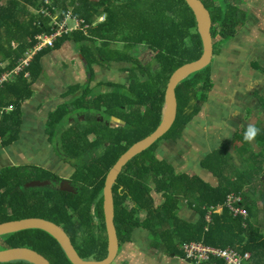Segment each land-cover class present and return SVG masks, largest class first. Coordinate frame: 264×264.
Instances as JSON below:
<instances>
[{"label": "trees", "instance_id": "1", "mask_svg": "<svg viewBox=\"0 0 264 264\" xmlns=\"http://www.w3.org/2000/svg\"><path fill=\"white\" fill-rule=\"evenodd\" d=\"M1 1L0 76L14 70L34 48L36 35L50 32V20L35 14L45 0ZM201 1L212 19V62L178 85V116L172 129L121 169L113 185L114 227L120 246L131 241L134 230L142 228L150 234L153 249L176 257L184 259V245L203 242L210 247L248 253L251 264H264L262 163L258 162L257 168L245 166L239 170L227 150H214L200 162L202 168L218 179V185L213 186L199 175L180 172L159 156L163 143L182 142L189 124L203 111L215 88L213 60L222 57L221 45L234 42L249 17L240 8L246 0ZM51 3L61 16L71 10L88 28L57 38L52 49L33 57L24 73L2 84L0 149L20 137L22 107L32 97V86L43 72L42 60L72 40L79 47L89 76L85 82L69 87L66 97L74 98L49 114L47 131L50 143L57 148L56 155L71 165L73 172L64 179L30 164L2 168L0 224L26 218L51 221L68 235L82 260L100 262L108 255L103 213L106 176L122 154L161 125L172 75L184 64L199 60L203 44L195 14L186 0H51ZM103 15L104 21L99 22ZM142 51L148 52L149 58H144ZM113 65L126 74L127 82L94 85L96 68L109 70ZM251 67L264 74V66L257 60L251 62ZM257 99L264 108V97L259 95ZM112 117L123 121V125H111ZM79 118L85 122L82 126L77 123ZM254 129L255 135L250 140L236 134V140L242 142L237 151L240 164L245 165L246 158L241 157H246L248 141L264 148V129ZM262 156L264 153L261 156L251 153L248 157L255 162ZM35 180L49 181V185L26 187ZM64 180L71 182L75 193L59 189ZM232 193L243 199L245 220L233 216L224 205ZM182 200L198 213L197 222L180 218ZM141 214H145L143 219ZM0 246L3 247L0 251L30 249L49 264H72L59 244L43 230L29 229L2 236Z\"/></svg>", "mask_w": 264, "mask_h": 264}, {"label": "crops", "instance_id": "2", "mask_svg": "<svg viewBox=\"0 0 264 264\" xmlns=\"http://www.w3.org/2000/svg\"><path fill=\"white\" fill-rule=\"evenodd\" d=\"M251 62L253 61L249 62V69L250 73H253L254 70L253 67H251ZM262 64L264 66V63ZM1 68H3V66ZM42 70L43 72L41 76L36 82H34L32 86V97L26 100L22 107L23 122L19 139L8 147L0 149V170L4 167H7V164H10V166L30 164L47 169L45 166H43V163H49L51 167L56 168V171H52L53 173L57 174L61 178L66 179V173L69 174L67 177L69 178L73 170L71 166L66 164L64 160H61L56 155L54 146L49 141L47 120L49 114L52 111L57 109L59 106L66 104V102H70L74 98L72 95L66 97V92L69 87L74 84L85 82L89 74L86 72L83 58L79 52V47L75 42H72V40L71 42L62 44L57 50H52L51 53L42 60ZM254 72L260 74L261 77H264V74H261L258 71ZM124 75L126 76L125 73L120 72L118 69L116 71L114 68L109 70L96 68V79L94 85L99 82H115L125 84L127 82V77L125 80ZM14 77L12 79H14ZM112 77L117 78V81L109 80ZM102 90L103 89L101 88V91ZM255 93H258V95H260L262 98L264 97V94L257 89L251 91V95H253L256 101V108L260 111V115L257 116V119L250 120V114L247 113V110H250V108L247 107L245 102L238 103L237 101L233 100V102H228V127L226 126V122H219L221 127H223V131H217V133L212 138H210L211 133L207 130L205 133V138L201 140L202 143L200 146L204 148L202 153H199V147L196 145L197 142L200 141V139H198L199 130L198 132H193L190 137L184 133L182 142L177 145L180 146L181 144L182 146L180 155H189L188 157H191L185 160V167L181 169L182 172L195 173L211 185H218V179L215 178L211 172L202 168L200 162L214 150H218L217 148L221 144H228V153L232 157V162L238 164L237 168L239 170L245 169V166L257 168L258 162L262 163L264 168V156L258 159L256 158L255 162L250 160L248 157L251 153H255L257 156H261L264 153V148L261 145L256 144L255 141H248L249 149L245 154L246 157H241V159L246 158V161L244 162L245 165L240 164L239 161L241 160L237 158V151H239L242 147V142L240 140H236V134L242 133L245 137V133L249 130V128L258 127L264 129V120L260 119L261 116L264 117V108L261 106L260 101L257 99ZM10 109L11 108H7L5 110L9 111ZM203 119H205V117L202 113H200L189 124V126L194 129H199L198 124ZM225 130L228 131V135H224L226 133ZM243 135H241V138ZM195 140V146L198 147L197 149L193 148V143ZM168 143L169 142L163 144ZM190 144L192 148H190ZM40 149H43L45 157L43 160H36V163H33L31 158L34 157V159H36L35 154H37ZM194 151L197 155L194 154ZM159 153L162 158L170 160L171 163L175 165V163L172 162L173 160L168 157L167 149L165 151L160 150ZM193 155H196L199 158H197L195 164L190 167V162L193 159ZM177 169L180 170L178 167ZM229 176V178L232 179L231 176H234V174L232 173ZM215 180H217V182H214ZM180 203V218L189 223L197 222L199 219L198 213L190 209L184 200H182ZM144 217L145 214H141V218L143 219ZM112 264L192 263L185 261V259L182 257L170 255L164 250L153 249L150 234L147 232V230L139 228L134 230L129 243L120 246L118 256L115 262Z\"/></svg>", "mask_w": 264, "mask_h": 264}, {"label": "rangeland", "instance_id": "3", "mask_svg": "<svg viewBox=\"0 0 264 264\" xmlns=\"http://www.w3.org/2000/svg\"><path fill=\"white\" fill-rule=\"evenodd\" d=\"M4 1L5 0L1 1V3H4ZM240 8L247 11L249 13V17L246 25L240 29V32L236 36L235 42H233L231 46L228 42L221 45L220 50L221 52H223L222 57H217L213 60L212 70L215 81V88L211 93L210 99L207 103L208 105H206L204 110L201 112L205 119L200 121V123L198 124L199 129H194L191 126H188L185 131V134L189 135L190 137L193 132H198L199 130L198 139H200V141L196 144L199 147V153H202L204 151V148L200 145L202 143L201 140L205 138V133L207 130L211 133L210 138H212L217 133V131H223V127H221L219 122H226V126L228 127V102H245L247 107L250 108V110H247V113L250 114V120H255L257 119V116L260 115V111L256 108V101L253 95H251V91L257 89L264 94V77H261L260 74L254 71L253 73H250L249 62L257 60L259 64L264 63V0H246V2L240 4ZM142 56L144 58H149L150 55L148 52L142 51ZM117 67L118 66L114 65L111 66V68H114L116 71ZM124 78L126 80V76ZM109 80L117 81V78L112 77ZM255 95L257 97L259 96L258 93H255ZM260 119L264 120V117L261 116ZM80 121H82V118H79V122L75 120V123L77 122L82 126V124L85 122ZM110 123L113 126L118 125L117 122L110 121ZM239 134L243 135L242 133ZM224 135H228V131H226ZM195 143L196 140L193 143V148L197 149L198 147L195 146ZM180 146L169 142L168 144H162L159 151H165L167 149L168 157L173 160L172 162H174L176 165L174 166L180 168L179 171L182 172L181 169L185 167V160L190 158L191 156L188 157L189 155H180L182 151V146ZM190 148H192L191 144ZM217 149L228 151V144H221ZM54 150L57 151V148L54 147ZM61 151H64V149H61ZM194 154H196L195 151ZM196 155H193V159L190 162V167L193 166L197 158H199ZM35 156L36 159H34V157L31 158V161L33 163H36V160H43L45 157L43 149H40L39 152L35 154ZM43 164V166H45L47 169L56 171V168L51 167L49 163ZM7 166H10V164H7ZM68 175L69 174L66 173V179ZM214 182H217V180H215ZM254 192L257 193V195L259 194V191ZM257 203L259 206H261V202L259 200L257 201ZM2 248L3 247L0 246V249ZM179 248L181 249L180 245Z\"/></svg>", "mask_w": 264, "mask_h": 264}, {"label": "water", "instance_id": "4", "mask_svg": "<svg viewBox=\"0 0 264 264\" xmlns=\"http://www.w3.org/2000/svg\"><path fill=\"white\" fill-rule=\"evenodd\" d=\"M193 10L198 30L203 44V54L199 60L189 62L180 67L171 77L166 92V105L164 117L161 125L146 139L132 145L115 162L106 176L103 190V213L105 218L106 233L108 239V255L105 260L100 262L84 261L76 252L68 235L55 223L42 218H26L13 220L0 224V237L24 232L29 229H39L52 237L66 253L72 264H112L115 262L120 244L114 227V199L113 185L121 172V169L136 155L148 149L151 145L159 142L174 126L178 116L177 87L190 74L206 68L213 59V37L211 33L212 19L209 10L201 0H186ZM112 122L123 125V121L116 117L111 118ZM264 179V176L262 177ZM49 185V181L35 180L26 184V187H44ZM61 191L75 193V188L69 180H64L59 185ZM12 262H26L29 264H49L46 258L30 249H10L0 251V264ZM190 263V262H189Z\"/></svg>", "mask_w": 264, "mask_h": 264}, {"label": "built area", "instance_id": "5", "mask_svg": "<svg viewBox=\"0 0 264 264\" xmlns=\"http://www.w3.org/2000/svg\"><path fill=\"white\" fill-rule=\"evenodd\" d=\"M38 17L48 18V26L50 32H44L35 36V46L29 51L25 58L20 61L19 65L12 71L6 72L0 76V87L3 83L11 80L14 76L24 73L29 67L33 57L42 50L52 49L55 40L61 36L68 35L76 30L86 31L88 25L84 20L78 18L71 10H68L65 15H60L59 12L52 6L51 0H45L42 6L35 11ZM105 16H101L98 21H104ZM28 78L29 74L25 73ZM1 141V137H0ZM242 197L229 194L227 196L225 206L235 217H242L244 220L247 217L244 205H242ZM213 209L210 210L212 212ZM210 212L207 215V221H210ZM183 254L185 261L192 264H204L209 262H218L219 264H251V256L248 253L240 254L232 248H215L205 245L203 242H192L184 245Z\"/></svg>", "mask_w": 264, "mask_h": 264}, {"label": "clouds", "instance_id": "6", "mask_svg": "<svg viewBox=\"0 0 264 264\" xmlns=\"http://www.w3.org/2000/svg\"><path fill=\"white\" fill-rule=\"evenodd\" d=\"M256 129L249 128V130L245 133V139L250 140L255 135Z\"/></svg>", "mask_w": 264, "mask_h": 264}, {"label": "flooded vegetation", "instance_id": "7", "mask_svg": "<svg viewBox=\"0 0 264 264\" xmlns=\"http://www.w3.org/2000/svg\"><path fill=\"white\" fill-rule=\"evenodd\" d=\"M111 121V120H110Z\"/></svg>", "mask_w": 264, "mask_h": 264}]
</instances>
